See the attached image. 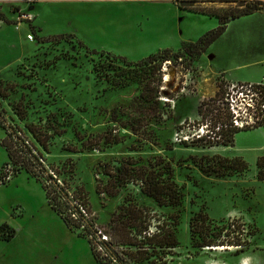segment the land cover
Listing matches in <instances>:
<instances>
[{
  "label": "rangeland",
  "instance_id": "rangeland-1",
  "mask_svg": "<svg viewBox=\"0 0 264 264\" xmlns=\"http://www.w3.org/2000/svg\"><path fill=\"white\" fill-rule=\"evenodd\" d=\"M179 7L222 17L245 8L224 6L221 0H0V82L8 94L0 96V122L5 129L22 130L30 140L27 126L45 134L49 141L43 155L49 168L60 170L65 161L74 162L73 173L58 176V181L68 179L70 192L84 188L93 222L102 230H110L112 215L128 194H135L138 205L151 208L160 222L178 216L179 248L154 253L155 262L264 264V181L258 180L256 169L257 158L264 156V126L238 132L231 147L170 149L174 129L196 113L200 101L218 96L222 79L264 84V5L233 20L192 64L172 58L165 73L149 78L145 89L149 102L140 97L142 84L134 81L137 69L110 63L105 55L139 62L164 50L177 53L183 42H195L218 27L217 18ZM61 35L75 39H51ZM77 41L98 53H87ZM93 64L109 80L123 79L124 85L112 86L97 77ZM185 83L187 91L180 93ZM161 87L164 96L175 99L176 117L168 120L161 117ZM5 138L6 131L0 127V170L7 158L1 145ZM158 157L171 164L173 177L182 187L184 200L179 207H158L139 192L140 181L125 184V176L117 178L124 168L134 163L148 168ZM235 157L248 163L247 171H232L228 176L206 173L197 166L213 160L217 168L223 166L218 158ZM110 177L108 192L117 194L101 195L97 186L102 189ZM201 209L216 221L243 226L250 234L245 236L246 247L193 248L188 224ZM158 220L150 221L153 232ZM4 223L19 234L12 242L0 239V264H100L88 240L78 235L81 230L73 232L66 226L47 205L41 183L24 170L0 186V226ZM94 238L97 244L103 242ZM102 245L108 260L112 257L111 264H122L113 260L112 245Z\"/></svg>",
  "mask_w": 264,
  "mask_h": 264
},
{
  "label": "trees",
  "instance_id": "trees-1",
  "mask_svg": "<svg viewBox=\"0 0 264 264\" xmlns=\"http://www.w3.org/2000/svg\"><path fill=\"white\" fill-rule=\"evenodd\" d=\"M261 3L258 4H247L245 8L238 13H230L227 17H222L218 14L209 13L207 10L203 9H187L181 8L183 10H188L190 12L199 13L202 15H208L210 17H215L219 20L218 27L208 31L202 37H200L195 42H183L181 45L180 52L172 53L170 50H164L149 56L139 62H129L125 58L118 57L109 53L101 52L100 55H106V58L110 63H121L125 67H135L137 69V76H134V81L142 84L140 97L149 102L148 96L145 95V89L150 85V80L152 75L161 73V67L164 62L170 61L172 58L177 60L182 58V62H188V65L192 64V61L201 57V55L207 51V49L215 43L227 30L229 23L232 20H237L244 16L252 15L257 10ZM2 20L6 21L4 15L1 16ZM72 38L75 39L73 35H61L52 37L56 42L62 39ZM79 47L84 48L87 53L97 54L96 51H90L87 49L82 42L77 41ZM93 72L99 78H105L107 82L111 83L112 86L122 87L124 85V80L111 81L105 73L100 70V66L93 64ZM126 78V77H123ZM2 82H0V96L6 98L8 96L7 92L1 88ZM163 106L161 112V117L163 116L165 120H168L170 116L175 115V109H170L169 105L164 104L159 100ZM19 113V112H18ZM21 119H25L23 114L19 113ZM264 126V123L259 126ZM0 127L6 131V138L1 141V145L7 153L8 161L4 163L7 165L11 163L15 167L17 175L21 170L32 175L37 182L41 183L42 188L45 192L47 204L51 209L57 213V215L64 221L66 226L71 231L81 230L77 232L80 237L88 240L91 252L95 260L100 264H111V259L108 260V256H105L100 251H98L97 244L95 240L89 239V236H94L98 234L96 227L102 232L104 236L107 237L108 241L106 243L114 247V254L116 257L113 260L121 261L122 264H142L147 262L149 264H159L152 260V255L158 251L164 252L171 249L179 248V241L175 235V226L178 223V216L168 217L167 222L165 220L160 222V218H156L155 214L152 213V209L148 207L139 206L135 200V194H128L119 206L118 212H115L111 218V228L108 231L102 230L98 225L93 222V216L91 212V205L85 192L84 188L81 186L75 187L73 192H70V184H68L66 179L61 181L62 186L58 184V176L65 173L72 174L74 171V162L67 160L62 164L60 170L51 166L49 170L53 173L50 174L48 169L39 161V158L31 154L30 149L24 144V140H29L32 146L38 150L39 156L43 157L44 162H46L44 157V151L47 150V136L37 131L34 126H27V130L32 134V140L28 139L24 132L18 128H6L0 122ZM176 129V128H175ZM174 129V131H175ZM17 131L22 135L18 136ZM173 131V132H174ZM241 131L231 130L226 134V140L223 144L224 147H231L234 144L235 135ZM173 134V133H172ZM23 136V137H22ZM46 136V137H43ZM172 137V136H171ZM171 142V138H170ZM170 149L177 150L179 147H217V146H204L198 143L193 145H180L174 146L171 142ZM28 149H26V147ZM213 159V158H211ZM217 163H221L223 166L215 167L212 165L214 161L197 163V166L201 171L209 173L214 172L217 174L226 173L228 176H232V171H237L243 173L248 170L249 166L242 158H218ZM216 163V164H217ZM120 165L119 163H117ZM128 165H130L128 163ZM122 167V165H121ZM224 169V171H222ZM257 178L259 181H264V156L258 157L256 160ZM125 176V184L139 182L141 185L138 190L140 193L145 194L147 197L152 199L158 207H179L183 203L184 193L182 187L179 186L173 177V168L169 162H165L162 157L155 158L153 162H149L148 168L138 167L134 163L130 168H124L122 174L117 177ZM127 176V177H126ZM112 178L107 185L103 186L101 189L97 186V191L101 194H110L115 196L117 191L114 193L108 192V188L111 187ZM117 184L118 182H114ZM110 186V187H109ZM119 187V184L116 186ZM70 196L73 198L78 205L85 211L88 216L89 222L85 220V217L81 220H75L69 215V210L74 208L79 212V208L72 206L70 204ZM81 213V212H80ZM152 219H159L158 224L155 226L156 231L151 232L150 221ZM85 220V221H84ZM189 236L191 241V246L195 249H203L205 247H218V246H233L243 250L246 247L245 236L250 235L249 232L245 233V228L239 227L236 223H228L223 220L216 221L204 211L199 210L190 219L189 224ZM0 239L3 241H10L15 236V231L9 228L7 223L0 226ZM99 238L102 235L98 236ZM94 238V239H95ZM120 251L123 255H120ZM102 253V254H101Z\"/></svg>",
  "mask_w": 264,
  "mask_h": 264
},
{
  "label": "built area",
  "instance_id": "built-area-1",
  "mask_svg": "<svg viewBox=\"0 0 264 264\" xmlns=\"http://www.w3.org/2000/svg\"><path fill=\"white\" fill-rule=\"evenodd\" d=\"M224 6H235L242 8L247 4L264 5V0H221ZM243 5V6H242ZM33 40L32 36H29ZM171 62L166 61L161 67V72L165 73L167 65ZM188 73V72H187ZM186 78V77H184ZM188 85L183 84L180 93L187 91ZM159 100L174 109L175 99L164 96L163 87ZM264 123V84L260 82H236L222 79L219 94L213 99L202 100L199 102L198 109L194 115L183 119L172 134L171 142L174 146L193 145L198 143L204 146L223 145L226 134L231 131H246L259 128ZM18 136L22 134L17 131ZM23 137V136H22ZM24 144L30 149L31 154L37 156L39 161L44 164L50 174H53L44 162L43 157L39 156L38 150L32 146L29 140H24ZM26 147V146H25ZM26 147V149H28ZM15 167L9 163L3 165L0 170V186L7 184L15 176ZM62 186L61 181H58ZM70 204L79 208L77 212L71 208L68 212L75 220L88 219L83 208L77 204L70 196ZM81 212V213H80ZM84 220V221H85ZM87 221V220H86ZM98 234L96 237L107 242L108 239L96 227ZM153 232V230H150ZM102 235L101 238L98 236ZM90 239L93 236H89ZM103 242L97 244L98 251L103 253ZM104 254V253H103Z\"/></svg>",
  "mask_w": 264,
  "mask_h": 264
},
{
  "label": "crops",
  "instance_id": "crops-1",
  "mask_svg": "<svg viewBox=\"0 0 264 264\" xmlns=\"http://www.w3.org/2000/svg\"><path fill=\"white\" fill-rule=\"evenodd\" d=\"M233 21V20H232ZM231 21V22H232ZM230 24V23H229ZM6 155H7V153H6ZM8 161V157L6 158V162ZM47 200V199H46ZM48 205V204H47ZM49 206V205H48ZM50 207V206H49ZM50 209H51V207H50ZM52 210V209H51ZM16 211H18V209H16ZM53 211V210H52ZM22 211H20V213H21ZM56 213V212H55ZM57 214V213H56ZM61 219V218H60ZM62 220V219H61ZM8 226L10 227V228H12L14 231H15V236H14V238L13 239H15L17 236H18V234H19V232H18V230L17 229H15L13 226H11V225H9L8 224ZM13 239H11L10 241H6V242H12L13 241ZM95 259V258H94ZM96 261V260H95ZM217 262V261H216ZM224 262V263H223ZM222 263L223 264H228V263H226L225 261H222ZM217 264H219V262H217Z\"/></svg>",
  "mask_w": 264,
  "mask_h": 264
},
{
  "label": "bare ground",
  "instance_id": "bare-ground-1",
  "mask_svg": "<svg viewBox=\"0 0 264 264\" xmlns=\"http://www.w3.org/2000/svg\"><path fill=\"white\" fill-rule=\"evenodd\" d=\"M236 247H222V246H218V247H210L209 249L211 250H225V249H228V250H232V249H235Z\"/></svg>",
  "mask_w": 264,
  "mask_h": 264
}]
</instances>
